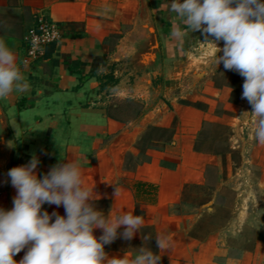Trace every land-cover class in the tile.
I'll return each mask as SVG.
<instances>
[{"label": "crops", "instance_id": "0c3cea01", "mask_svg": "<svg viewBox=\"0 0 264 264\" xmlns=\"http://www.w3.org/2000/svg\"><path fill=\"white\" fill-rule=\"evenodd\" d=\"M170 3L0 0V40L15 53L29 85L28 91L0 99V208L11 210L17 194L7 175L11 168L35 155L40 161L35 172L42 178L57 163L80 160L85 186L100 197L94 202L98 210L144 217L141 233L105 245L109 257L130 259L144 243L158 252L155 236L164 233L171 248L160 264H264V145L255 139L243 144L255 145L250 168L236 161L240 117L231 114L242 109L235 100L239 86L217 87L211 70L195 75L200 84L192 90L187 76L178 78V64L195 56L194 46L205 36L189 31L172 39L173 28L183 25L174 23ZM105 7L111 12L103 16ZM40 15L60 26L62 40L27 65L26 37ZM126 102L142 112L122 121L113 110ZM219 104L222 114L216 111ZM208 124L231 131L225 154L201 150ZM245 125L254 137L253 118ZM118 150L131 153L136 165L116 163ZM211 167L217 172L213 182L207 177ZM234 170L239 173L230 176ZM248 170L251 177L245 175ZM139 184L146 188L138 191ZM209 187L205 205L179 208L193 199L192 190ZM45 210L66 215L63 205L45 203ZM148 227L154 239L144 242L141 234ZM26 251L14 259L21 260Z\"/></svg>", "mask_w": 264, "mask_h": 264}, {"label": "clouds", "instance_id": "9594fccd", "mask_svg": "<svg viewBox=\"0 0 264 264\" xmlns=\"http://www.w3.org/2000/svg\"><path fill=\"white\" fill-rule=\"evenodd\" d=\"M168 7L175 14L174 23L178 20L183 25L173 28L172 39L201 31L203 42L214 49L216 68L223 63L226 70L245 78L242 98L252 111L242 116L251 114L254 139L264 145V0H171ZM110 12L111 8L105 7L101 15ZM221 40L222 48L218 47ZM28 89L15 53L0 40V99ZM39 163L33 155L26 165L7 173L17 194L11 210L0 208V264H160L162 254L171 248L164 233L155 236L158 252L144 243L130 259L109 257L105 245L141 233L144 217L133 212L114 216L111 210L107 214L98 210L94 202L100 197L82 179L83 161L57 163L42 178L35 172ZM118 195L116 187L115 197ZM45 203L63 205L66 215L42 211ZM95 229H101L102 235L95 236ZM141 238L149 242L153 237L141 234ZM25 248L23 258L16 261L14 257Z\"/></svg>", "mask_w": 264, "mask_h": 264}, {"label": "rangeland", "instance_id": "374dc122", "mask_svg": "<svg viewBox=\"0 0 264 264\" xmlns=\"http://www.w3.org/2000/svg\"><path fill=\"white\" fill-rule=\"evenodd\" d=\"M224 45L223 41L218 42V47L222 48ZM193 56L192 58H188V60L185 63H179L178 64V78H181V76H187L186 82L188 85V88L190 90L193 89V86H198L200 83L198 82L199 76L197 78L195 75L205 71V70H211V72H214V83L217 87L222 86H239L240 94L239 96L235 97V100L241 101L242 109H240L239 114L238 113H232V116L240 117V120L236 122V145L240 148V152L236 157V161L241 165L248 166L250 168L251 166V159L253 157L254 153V144H248L243 145L244 143H248L247 141L252 140L254 143V137L251 136V130L247 129L248 125H245V121L252 119L253 117L251 114H246L244 116V112H251L252 107L249 104V102L246 99L242 98L243 93V83L245 78L241 76L238 72H232L231 70H226L223 66V63L219 65L218 68H216L212 57L214 54V49L210 43H204L201 42L200 44H195L193 49ZM223 53H218V55H222ZM184 71L183 75L182 72ZM181 73V75H180ZM185 78V77H184ZM188 89V90H189ZM118 109L113 110V115L115 118L122 120V121H128L129 119H132L136 114L142 112L141 107L138 104L129 102V103H118ZM224 110V105L219 104L216 111L219 114H222ZM157 133V132H156ZM155 137L160 138L161 134H155ZM227 134L220 128H217L215 125H205L202 131L200 144H201V150L205 152H222L224 148L227 146L226 142L224 141ZM115 160L116 163H122L125 162L128 166H134L137 163V160L131 153H122L121 151H116L115 154ZM248 162V164H247ZM239 165V166H240ZM216 170L211 167L209 170L207 177L210 179V181L213 182V180L216 179ZM233 174H230V176L235 175L239 173L237 170H234L232 172ZM252 176V173L250 170L246 171L245 175ZM245 175H238V178L242 179L245 177ZM212 187V186H211ZM211 187L207 189L205 192H200L197 189H194L191 191V194L193 197L189 199V201L183 202V205H180L179 208L185 210L186 207H189V210H194L199 208L203 203L205 205L208 200L210 199L208 197V193L210 192ZM202 205V206H203ZM216 209L220 210L219 205H216ZM142 210V207L140 208ZM144 234H150L154 239V233L151 228L144 229ZM153 250V246H152Z\"/></svg>", "mask_w": 264, "mask_h": 264}, {"label": "built area", "instance_id": "2783aa9c", "mask_svg": "<svg viewBox=\"0 0 264 264\" xmlns=\"http://www.w3.org/2000/svg\"><path fill=\"white\" fill-rule=\"evenodd\" d=\"M62 40L60 26L40 15L37 24L26 37L27 56L25 64L31 65L46 56L47 48L57 45Z\"/></svg>", "mask_w": 264, "mask_h": 264}, {"label": "trees", "instance_id": "16d2710c", "mask_svg": "<svg viewBox=\"0 0 264 264\" xmlns=\"http://www.w3.org/2000/svg\"><path fill=\"white\" fill-rule=\"evenodd\" d=\"M232 72H236V71H234V70H231ZM234 90H237V87H234V86H231ZM217 128H220V129H222L226 134H227V136L225 137V141H227L228 139H229V137H230V130L227 128V127H225V126H222V125H215ZM216 153V155H222L220 152H215ZM223 154H225V151L224 152H222ZM146 188V185H144V184H139L138 185V191H143L144 189Z\"/></svg>", "mask_w": 264, "mask_h": 264}]
</instances>
